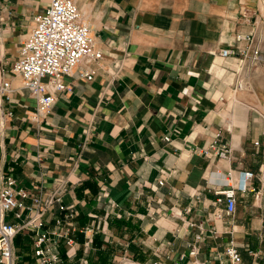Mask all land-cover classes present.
Instances as JSON below:
<instances>
[{
	"label": "crops",
	"instance_id": "0c3cea01",
	"mask_svg": "<svg viewBox=\"0 0 264 264\" xmlns=\"http://www.w3.org/2000/svg\"><path fill=\"white\" fill-rule=\"evenodd\" d=\"M49 1L0 0V80L11 85L0 177L27 193L6 220H32L14 239L17 264H35L42 231L58 264H227L229 241L264 264V102L251 82L234 89L262 37V0H72L102 57L35 118L12 64ZM246 171L227 214L222 179L237 186Z\"/></svg>",
	"mask_w": 264,
	"mask_h": 264
},
{
	"label": "built area",
	"instance_id": "2783aa9c",
	"mask_svg": "<svg viewBox=\"0 0 264 264\" xmlns=\"http://www.w3.org/2000/svg\"><path fill=\"white\" fill-rule=\"evenodd\" d=\"M237 40L252 42V35L236 36ZM260 41H256L250 60L257 61ZM243 53V52H242ZM234 54L229 48L221 50L224 57ZM102 57L95 49L90 29L72 0H50L46 8L35 17V24L27 34L19 48V56L12 64V73L21 79L22 88L35 99V118L44 117L56 99V93L69 88L65 78L80 64H84L80 72L83 79L91 80L94 71L91 63ZM10 82L0 80V99L8 97ZM169 138L167 137L166 140ZM225 155V150L220 151ZM252 171L244 172V180L237 186L230 178L222 179V195L220 201L225 204L227 214L236 210L237 190L246 189V180L252 178ZM15 180L11 175L0 177V264H17L18 256L14 248V239L24 226H18L6 216L20 205L18 197L25 198L27 193L15 190ZM36 227L40 229L42 222ZM52 243L45 231L38 232L34 241L35 264H58L60 253L52 248ZM71 244L72 241L68 240ZM223 255L227 264H248L242 260L240 252L233 241L224 247ZM198 264V263H194Z\"/></svg>",
	"mask_w": 264,
	"mask_h": 264
},
{
	"label": "rangeland",
	"instance_id": "374dc122",
	"mask_svg": "<svg viewBox=\"0 0 264 264\" xmlns=\"http://www.w3.org/2000/svg\"><path fill=\"white\" fill-rule=\"evenodd\" d=\"M261 8L263 15L259 17V24L262 29V37L259 39L260 58L257 61L247 60L243 65H241L242 72H246V75L248 77L246 80H241L240 83H238V85L234 87V89H239V86L241 84H249L251 82L253 86H257L259 88L260 91L258 92V98L261 99L262 102H264V0H262ZM247 96L249 97L250 103L255 102V100H257V96L252 91V89H249ZM126 261L136 262L133 257H119L116 260V264H123Z\"/></svg>",
	"mask_w": 264,
	"mask_h": 264
},
{
	"label": "bare ground",
	"instance_id": "6f19581e",
	"mask_svg": "<svg viewBox=\"0 0 264 264\" xmlns=\"http://www.w3.org/2000/svg\"><path fill=\"white\" fill-rule=\"evenodd\" d=\"M123 264H136V263L126 261V262H124Z\"/></svg>",
	"mask_w": 264,
	"mask_h": 264
},
{
	"label": "trees",
	"instance_id": "16d2710c",
	"mask_svg": "<svg viewBox=\"0 0 264 264\" xmlns=\"http://www.w3.org/2000/svg\"><path fill=\"white\" fill-rule=\"evenodd\" d=\"M101 264H106V257L103 259V261L101 260Z\"/></svg>",
	"mask_w": 264,
	"mask_h": 264
}]
</instances>
